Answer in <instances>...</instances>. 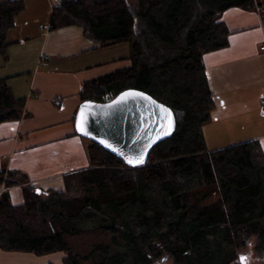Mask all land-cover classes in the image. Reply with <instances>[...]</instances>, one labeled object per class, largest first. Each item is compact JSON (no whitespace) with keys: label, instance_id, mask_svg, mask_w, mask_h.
Returning a JSON list of instances; mask_svg holds the SVG:
<instances>
[{"label":"trees","instance_id":"16d2710c","mask_svg":"<svg viewBox=\"0 0 264 264\" xmlns=\"http://www.w3.org/2000/svg\"><path fill=\"white\" fill-rule=\"evenodd\" d=\"M258 0H70L54 8L51 30L70 26L103 46L129 44L131 66L88 81L82 103H102L127 90L169 107L177 128L156 145L148 163L129 168L91 143L90 167L64 177L62 191L24 187L14 206L0 193V249L38 257L63 254L62 264H242L254 242L264 264V152L258 141L209 151L203 128L213 94L204 57L229 46L222 18L252 12ZM25 0L0 4V55ZM0 81V123L25 117ZM0 171V186L24 184ZM217 200L211 203V199ZM211 203V204H209Z\"/></svg>","mask_w":264,"mask_h":264},{"label":"crops","instance_id":"0c3cea01","mask_svg":"<svg viewBox=\"0 0 264 264\" xmlns=\"http://www.w3.org/2000/svg\"><path fill=\"white\" fill-rule=\"evenodd\" d=\"M62 1L25 0V10L8 33L7 54L0 55V81L26 100L23 119L0 123L4 182L10 172L24 182L0 186L14 206L24 203V187L62 191L66 175L90 167L91 144L75 130L83 86L131 66L129 44L103 46L78 26L51 30L53 10ZM258 1L255 11L224 13L229 46L204 57L214 100L211 121L203 128L209 151L258 141L264 152V0ZM230 138L243 139L232 143ZM63 258L0 249V264H62Z\"/></svg>","mask_w":264,"mask_h":264},{"label":"water","instance_id":"95a60500","mask_svg":"<svg viewBox=\"0 0 264 264\" xmlns=\"http://www.w3.org/2000/svg\"><path fill=\"white\" fill-rule=\"evenodd\" d=\"M127 92L143 93L127 90L106 103L83 102L76 114L75 130L82 138L135 169L148 163L150 152L156 145L172 137L177 121L169 107L148 94L120 99ZM81 127L84 131L80 130ZM129 160L133 163H128ZM139 160L142 163H136Z\"/></svg>","mask_w":264,"mask_h":264},{"label":"rangeland","instance_id":"374dc122","mask_svg":"<svg viewBox=\"0 0 264 264\" xmlns=\"http://www.w3.org/2000/svg\"><path fill=\"white\" fill-rule=\"evenodd\" d=\"M246 137H248V136H246ZM238 139H240L239 141H242L243 138H230L227 141L230 140L232 143H234ZM91 143L92 142H90V144ZM224 143H226V142H224ZM208 147L211 149L214 146L213 145H208ZM216 200L217 199L215 197H213V199H211V201H212L211 203H214ZM211 203H209V204H211ZM242 257H246L247 258L246 261L242 260ZM239 258H240V261H241L242 264H261L260 261H258V259L256 258V253H255V250H254V242H252L251 246H249L248 248L243 249V250L240 251ZM174 263L175 262H174V260L172 258H170L167 255H164V256L161 257L160 260H158L154 264H174Z\"/></svg>","mask_w":264,"mask_h":264},{"label":"snow or ice","instance_id":"6c2138e0","mask_svg":"<svg viewBox=\"0 0 264 264\" xmlns=\"http://www.w3.org/2000/svg\"><path fill=\"white\" fill-rule=\"evenodd\" d=\"M128 96H143V93H135V92L123 93L120 99H124V98H126ZM78 127H79V125H78ZM80 130L84 131V129L82 127L80 128ZM85 134H87V133L85 132ZM101 143H105V142L101 141ZM108 146L111 147V145H108ZM128 163H133V161L129 160ZM136 163H142V160L136 161ZM246 259H247L246 257H242V260L246 261Z\"/></svg>","mask_w":264,"mask_h":264},{"label":"built area","instance_id":"2783aa9c","mask_svg":"<svg viewBox=\"0 0 264 264\" xmlns=\"http://www.w3.org/2000/svg\"><path fill=\"white\" fill-rule=\"evenodd\" d=\"M261 50L264 51V46L261 48ZM107 101H108V99H105L103 102H107ZM3 190H1V192H3Z\"/></svg>","mask_w":264,"mask_h":264}]
</instances>
